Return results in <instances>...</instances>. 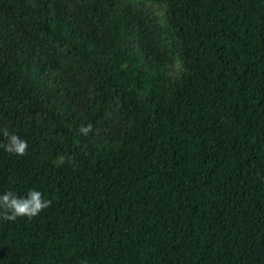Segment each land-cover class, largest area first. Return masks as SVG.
I'll return each instance as SVG.
<instances>
[{
	"label": "trees",
	"instance_id": "16d2710c",
	"mask_svg": "<svg viewBox=\"0 0 264 264\" xmlns=\"http://www.w3.org/2000/svg\"><path fill=\"white\" fill-rule=\"evenodd\" d=\"M3 128L0 264H264V0H0Z\"/></svg>",
	"mask_w": 264,
	"mask_h": 264
},
{
	"label": "clouds",
	"instance_id": "9594fccd",
	"mask_svg": "<svg viewBox=\"0 0 264 264\" xmlns=\"http://www.w3.org/2000/svg\"><path fill=\"white\" fill-rule=\"evenodd\" d=\"M92 131V126H81L80 132L87 135ZM0 133L6 138L7 143L0 145L8 153L25 156L28 153L27 141L21 139L19 135L9 132L7 128L0 129ZM52 201L45 199L42 192L29 190L26 197H19L12 191H6L0 195V219L6 222H15L20 217L32 219L50 208Z\"/></svg>",
	"mask_w": 264,
	"mask_h": 264
},
{
	"label": "rangeland",
	"instance_id": "374dc122",
	"mask_svg": "<svg viewBox=\"0 0 264 264\" xmlns=\"http://www.w3.org/2000/svg\"><path fill=\"white\" fill-rule=\"evenodd\" d=\"M126 121L121 116L120 112L117 110V108H114L108 117V122L104 126V128L101 130L100 134L103 137L109 136L111 133H115L117 131H123L126 128ZM85 138L88 142H95V140L92 138V135L90 132L85 135ZM72 157H61L58 162L59 163H66V162H72Z\"/></svg>",
	"mask_w": 264,
	"mask_h": 264
}]
</instances>
